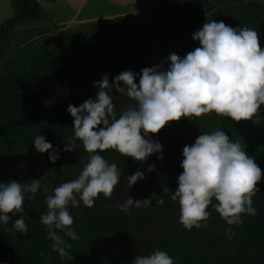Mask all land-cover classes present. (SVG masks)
Masks as SVG:
<instances>
[{"label": "trees", "instance_id": "trees-1", "mask_svg": "<svg viewBox=\"0 0 264 264\" xmlns=\"http://www.w3.org/2000/svg\"><path fill=\"white\" fill-rule=\"evenodd\" d=\"M174 1L163 0L159 7L171 8ZM188 1L204 8L209 22L253 28L264 49V2ZM41 17L38 0H21L14 14L0 24V58L15 39V27L25 19ZM132 21L131 14H120L65 30L53 44L14 43L21 47L9 54L0 71V183L15 180L30 184L40 178L41 187L33 199H28L31 193H25L23 213L10 214L7 225L0 222V264H131L135 256L150 255L157 249L166 251L175 264H264V105L259 115L249 121L235 122L213 112L169 122L158 133L146 137L159 142L162 152L150 155L144 162L121 156L115 150L100 153L109 163L117 164L122 172L120 181L111 198L100 194L94 207H85L82 202L76 208L69 205L74 218L72 228L79 236V240L64 236L72 246L69 254L73 259L62 260L52 251V241L46 239L47 228L40 222L47 213L46 197L55 187L76 179L87 162L79 140L74 151L62 150L74 135V118L67 112L68 106L78 107L88 98L95 99L98 89L94 84L103 75L111 83L121 72L131 70L137 73L135 82L139 83L141 70L154 66L116 51L117 46L130 41ZM168 64L167 61L163 68ZM111 95L117 116L133 103L114 89ZM218 128L233 142L240 139L246 153L261 168L262 178L257 185L260 191L253 197L257 214L243 215L242 225L229 226L215 211L217 202L213 198L207 209L211 213L209 227L189 231L179 222L178 200L171 199L183 171L182 150L199 135ZM37 135L59 150L55 163L49 160L48 152L36 151L33 141ZM150 165L154 166L152 172L147 171ZM138 170L144 173V179L129 188L127 177ZM45 186L48 192L43 190ZM129 197L134 201L151 197V205L132 207L131 214H126L118 206ZM161 198L163 204H157ZM20 216L28 226L27 235L8 230ZM229 227L234 233L231 239L225 231Z\"/></svg>", "mask_w": 264, "mask_h": 264}, {"label": "clouds", "instance_id": "clouds-1", "mask_svg": "<svg viewBox=\"0 0 264 264\" xmlns=\"http://www.w3.org/2000/svg\"><path fill=\"white\" fill-rule=\"evenodd\" d=\"M192 39L200 46L183 58L169 54L166 69L164 62L142 69L139 83L135 82L137 73L131 70L121 72L111 83L103 75L94 84L98 89L95 99L88 98L78 107L68 106L67 112L74 118V135L62 150L74 151L79 140L87 153V162L76 179L60 184L46 197L47 213L40 217L47 228L46 239L52 241V251L62 260L73 259L69 254L72 246L64 236L79 240L72 228L74 218L69 205L76 208L82 202L85 207H94L100 194L111 198L120 181L122 172L117 164L109 163L100 153L115 150L121 156L144 162L150 155L162 152L159 142L146 137L158 133L169 122L213 112L235 122L259 115L264 105V49L260 47L259 33L250 27L233 28L223 21L212 20L195 31ZM113 89L133 101L119 116L111 95ZM33 144L37 152H48L51 162L59 159V150L44 136L37 135ZM182 155L183 171L171 199L178 200L179 222L186 230L209 227L211 213L207 209L213 198L217 202L215 211L229 226L242 225L243 215L257 214L253 197L260 191L257 185L262 171L246 153L240 139L233 142L218 128L185 145ZM153 170L152 165L147 169ZM142 179L144 173L139 170L127 177L129 188ZM40 187V178L30 184L15 180L0 183V222L7 225L10 214L23 213L25 193H31L28 199H33ZM43 190L48 192V187ZM151 197L135 201L129 197L118 206L119 210L130 215L132 207H149ZM163 202V198L156 201ZM8 230L27 235L23 216L15 219ZM225 231L231 239L234 235L231 227ZM131 264H175V261L166 251L157 249L150 255L135 256Z\"/></svg>", "mask_w": 264, "mask_h": 264}, {"label": "rangeland", "instance_id": "rangeland-1", "mask_svg": "<svg viewBox=\"0 0 264 264\" xmlns=\"http://www.w3.org/2000/svg\"><path fill=\"white\" fill-rule=\"evenodd\" d=\"M161 1L163 0H88L81 12L82 15L98 16L97 14L111 13L119 8L129 10L125 14L133 16L132 26L128 31L130 41L117 46L116 51L123 56L140 58L154 66L160 65L161 62L165 65L169 54L175 53L183 58L200 46L198 41L192 39V35L205 22H209V14L203 7L188 0H175L171 8L159 7ZM19 2L21 0H0V24L14 14ZM60 2L45 0L41 5L40 19L28 18L15 27V39L7 49L6 55L0 58V71L10 58L9 54L21 47L14 45L17 40L18 44L27 41L53 44L59 33L79 29L81 23L96 20L73 15L64 23L55 24L52 22L53 18L68 19L75 11L72 3Z\"/></svg>", "mask_w": 264, "mask_h": 264}, {"label": "crops", "instance_id": "crops-1", "mask_svg": "<svg viewBox=\"0 0 264 264\" xmlns=\"http://www.w3.org/2000/svg\"><path fill=\"white\" fill-rule=\"evenodd\" d=\"M48 1L52 2V0H48ZM60 1H61L60 2L61 4L62 3H72L74 8H75V11L68 17V19H65V18H53V21L52 20L51 21L56 23V24L64 23V21H67L70 18H72L73 15H76V17L86 18V19L87 18L88 19H91V18L92 19H98L101 16L102 17H113V16H116V15L125 14V13H127V11L129 12V10H122V9L119 8V9H116L114 12H111V13L97 14L98 16H93V15H89V14L82 15V12H81L82 8H84V5L88 2V0H60ZM43 2H45V0H43ZM43 2H42V0H38L40 9H41V5H42Z\"/></svg>", "mask_w": 264, "mask_h": 264}]
</instances>
